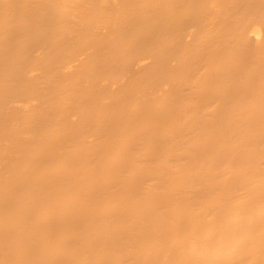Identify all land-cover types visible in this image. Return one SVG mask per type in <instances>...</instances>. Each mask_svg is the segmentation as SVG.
Here are the masks:
<instances>
[{
    "label": "bare ground",
    "instance_id": "1",
    "mask_svg": "<svg viewBox=\"0 0 264 264\" xmlns=\"http://www.w3.org/2000/svg\"><path fill=\"white\" fill-rule=\"evenodd\" d=\"M0 264H264V0H0Z\"/></svg>",
    "mask_w": 264,
    "mask_h": 264
}]
</instances>
